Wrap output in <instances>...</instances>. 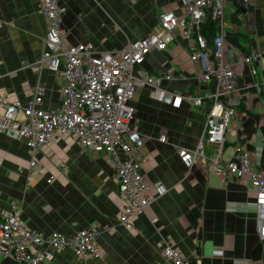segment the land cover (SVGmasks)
I'll use <instances>...</instances> for the list:
<instances>
[{
	"label": "crops",
	"instance_id": "obj_1",
	"mask_svg": "<svg viewBox=\"0 0 264 264\" xmlns=\"http://www.w3.org/2000/svg\"><path fill=\"white\" fill-rule=\"evenodd\" d=\"M61 26L71 44H90L97 51L117 52L129 43L156 32L159 15H183L181 0H58ZM205 28L211 38L221 31L224 60L234 63L236 91L230 99L237 111L224 134L221 158L244 147L255 168H264V0H225L223 24ZM46 25L39 0H0V98L28 103L38 86L37 106L57 110L61 82L38 66ZM162 51L152 50L139 72L159 77V87L171 94L205 98L215 92L216 81L199 82V68L189 61L187 43L178 34ZM256 52L250 64L242 58ZM185 74L186 79L164 78L165 73ZM150 88L136 89L129 104L134 109L131 127L143 138L139 156L145 159L142 174L159 182L166 193L147 207L146 215L123 228L118 217L122 200L117 192L111 158L81 148L71 137H55L41 150L30 153L23 139L0 134V216L10 204L21 207L20 222L46 235L71 236L95 227L96 256L78 259L70 249L47 246L44 264H174L162 254L164 243L173 245L190 264H264V238L258 235L254 198L244 183L228 181L202 161L190 169L177 155L194 152L205 124L206 100L197 107L182 101L172 107L155 101ZM3 107L0 105V116ZM164 137V142L159 138ZM206 160L215 156L205 145ZM34 160L31 180L28 163ZM50 177H52L50 179ZM50 179V183L46 181ZM196 255V257L193 256ZM0 264H17L0 257Z\"/></svg>",
	"mask_w": 264,
	"mask_h": 264
},
{
	"label": "built area",
	"instance_id": "obj_2",
	"mask_svg": "<svg viewBox=\"0 0 264 264\" xmlns=\"http://www.w3.org/2000/svg\"><path fill=\"white\" fill-rule=\"evenodd\" d=\"M224 4L225 0H181L183 15L176 17L173 12L161 14L158 34L131 42L117 52H107L97 51L90 44L69 43L61 26L62 8L58 0H39L46 31L38 66L46 68L61 82V105L57 110L39 109L37 106L42 95L39 87L25 105L16 99L2 97L0 134L9 139L25 140L30 153L41 150L55 137H71L81 148L111 158L115 166L117 192L123 204L118 222L123 228L132 229L133 220L146 215L150 203L167 191L164 185L149 182L142 174L145 159L139 156V150L144 141L131 127L134 109L129 104L136 89L147 86L155 101L172 107H179L183 100L201 107L206 100L205 124L197 148L194 152L179 149L177 155L188 169L202 160L222 179L244 183L257 208L256 219L261 223L258 235L264 238V168H255L244 147L234 148L226 160L221 158L225 131L237 114L234 105L238 102L230 99L236 91L234 63L224 60L222 32L214 34L209 47L202 25L222 26ZM178 29L190 43L191 61L201 67V82L205 83L212 77L216 81L215 92L205 98L168 93L159 87V77L132 71L134 66L143 63L150 51L164 50ZM255 57L256 52L250 53L242 58V62L250 64ZM176 77L172 73L164 75L168 80ZM159 141L164 142V137ZM205 145H212L215 150V156L209 160L203 154ZM34 166L32 159L28 163L27 182L31 180ZM20 210L19 205L12 203L9 211L0 216V257L10 258L17 264H44L49 253L45 249L34 250L37 246L70 249L78 259L98 254V231L95 227L71 236L59 232L43 235L23 226ZM162 254L174 264H190L169 243H164ZM193 256L196 257L195 254Z\"/></svg>",
	"mask_w": 264,
	"mask_h": 264
},
{
	"label": "rangeland",
	"instance_id": "obj_3",
	"mask_svg": "<svg viewBox=\"0 0 264 264\" xmlns=\"http://www.w3.org/2000/svg\"><path fill=\"white\" fill-rule=\"evenodd\" d=\"M63 12V11H62ZM167 12H171V11H165V12H163V13H167ZM163 13H161V14H163ZM161 14L159 15V20H160V16H161ZM208 22H211V21H208ZM160 30H161V26L159 25V28H158V30L156 31V32H154V33H152V34H149V35H147V36H145V37H143V38H146V37H149V36H151V35H155V34H158L159 32H160ZM183 40H185L186 41V43H187V47H188V49H189V42L187 41V39H186V36H184V34H182L181 32L178 34ZM214 37V35L211 37V38H213ZM142 38V39H143ZM175 39V35H174V37H173V39H171V42L168 44V45H170L172 42H173V40ZM207 40L209 39V38H206ZM211 40V39H210ZM224 41V40H223ZM211 42L212 41H208V43H209V47H211ZM167 48V47H166ZM165 48V49H166ZM189 61L190 62H192L191 61V59H190V52H189ZM193 64H196L197 66H198V68H199V71H198V73H197V78H198V81L199 82H201V80H200V74H201V67H200V65H199V63H195V62H192ZM169 73H171V72H169ZM165 74H168V73H165ZM164 74V75H165ZM173 74V73H172ZM174 75H176L177 77H176V79H179V80H181L182 79V77H183V79H186L187 78V76L185 75V74H182V73H180V74H174ZM179 75H182V77L181 76H179ZM38 87V86H37ZM40 88V87H39ZM36 89V88H35ZM40 91V90H39ZM21 103V102H20ZM47 182V181H46ZM10 208V207H9ZM30 230H32V229H30ZM32 231H35V230H32ZM37 232V231H36Z\"/></svg>",
	"mask_w": 264,
	"mask_h": 264
},
{
	"label": "trees",
	"instance_id": "obj_4",
	"mask_svg": "<svg viewBox=\"0 0 264 264\" xmlns=\"http://www.w3.org/2000/svg\"><path fill=\"white\" fill-rule=\"evenodd\" d=\"M210 27H213V26H212L211 24H205V25H204V31H205V28H206V29H209ZM204 31H203V32H204ZM204 33H205V32H204ZM205 36L208 38V36H207L206 33H205ZM210 39H211V38H209L208 41H211Z\"/></svg>",
	"mask_w": 264,
	"mask_h": 264
}]
</instances>
